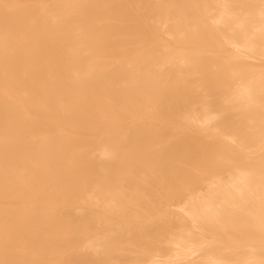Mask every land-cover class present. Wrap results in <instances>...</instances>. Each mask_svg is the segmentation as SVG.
Returning a JSON list of instances; mask_svg holds the SVG:
<instances>
[{
    "label": "bare ground",
    "instance_id": "1",
    "mask_svg": "<svg viewBox=\"0 0 264 264\" xmlns=\"http://www.w3.org/2000/svg\"><path fill=\"white\" fill-rule=\"evenodd\" d=\"M8 14L0 264H264V0Z\"/></svg>",
    "mask_w": 264,
    "mask_h": 264
},
{
    "label": "rangeland",
    "instance_id": "2",
    "mask_svg": "<svg viewBox=\"0 0 264 264\" xmlns=\"http://www.w3.org/2000/svg\"><path fill=\"white\" fill-rule=\"evenodd\" d=\"M21 0H0V27L2 25H6V24H10V22L8 21H2L1 18L4 16V15H9V11L10 13L12 14L13 12L15 13L16 10L18 9V5L20 3ZM30 1H33V0H30ZM43 1H46V0H43ZM4 11V12H2ZM37 109L35 108H29L28 109V115H29V118H34L36 113ZM20 203L19 200H14L12 201L10 198H4V197H0V206H7V205H11V204H18ZM5 241H7V238L5 239ZM22 248L19 247L18 250H21Z\"/></svg>",
    "mask_w": 264,
    "mask_h": 264
}]
</instances>
